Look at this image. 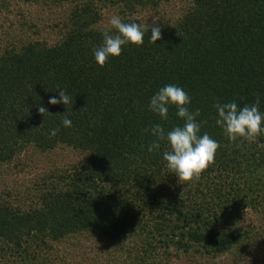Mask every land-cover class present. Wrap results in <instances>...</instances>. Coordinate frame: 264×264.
Here are the masks:
<instances>
[{
    "label": "trees",
    "instance_id": "16d2710c",
    "mask_svg": "<svg viewBox=\"0 0 264 264\" xmlns=\"http://www.w3.org/2000/svg\"><path fill=\"white\" fill-rule=\"evenodd\" d=\"M113 15L156 20L162 39L149 29L100 67ZM3 23L23 34L0 30V264H264V148L236 147L214 107L259 94L264 113V0H0ZM168 84L220 145L191 186L166 168V141L148 151L154 125L184 123L149 110ZM58 88L67 109L49 104Z\"/></svg>",
    "mask_w": 264,
    "mask_h": 264
},
{
    "label": "clouds",
    "instance_id": "9594fccd",
    "mask_svg": "<svg viewBox=\"0 0 264 264\" xmlns=\"http://www.w3.org/2000/svg\"><path fill=\"white\" fill-rule=\"evenodd\" d=\"M157 22L153 20L149 27L135 22L125 23L118 15H113L109 24L115 30V34L107 30L103 32L102 44L93 49L96 63L100 67H104L110 58H119L123 46L127 44L137 48L142 47L145 32H149V29L151 30L149 43L156 44L158 40L162 39L161 28ZM57 90L59 98H50V105L63 104L67 109V106L74 104V97L63 89L58 88ZM260 102V96L257 94L254 103L245 104L242 107L235 100L227 103L217 102L214 105L217 112L216 125L222 129L226 138L236 147L241 148L246 143H256L258 147L264 148V144L258 143L259 137L264 135V113L259 110ZM190 104L189 94L174 84L164 86L152 96L149 110L157 114L161 121L168 120L169 108L174 107L177 116L184 123L168 131L162 124L154 125L151 128V134L155 139L148 147V151L153 152L160 149L161 142L166 141L169 148L163 153L166 168L175 175L180 184L189 186L199 181L201 175L214 165L215 156L220 147L218 142L207 132L201 134L202 123L206 122L198 121L200 110H191ZM37 111L43 117L51 115L39 104ZM60 116L62 125L65 128H71L72 121L69 119L67 111ZM58 131L59 128L51 129L50 137H55Z\"/></svg>",
    "mask_w": 264,
    "mask_h": 264
},
{
    "label": "rangeland",
    "instance_id": "374dc122",
    "mask_svg": "<svg viewBox=\"0 0 264 264\" xmlns=\"http://www.w3.org/2000/svg\"><path fill=\"white\" fill-rule=\"evenodd\" d=\"M37 10H38V8H30V7H21V9H20L21 13L25 16V18L29 17L31 19V21L34 20L32 23H36V24H37V22H40V19L37 18V15H38ZM14 20H15V18H13V20H11V23H14ZM0 28H3V29H0L1 31H3V32L6 31L13 36L17 35V34H20V35L23 34V31H20L19 28H17L16 24L7 25L6 23H3V25ZM0 35L5 36L1 32H0ZM46 36H47V34H46ZM33 160L34 161L36 160L35 157H33ZM7 171H6V174L4 176L7 178H12L11 170L10 171L7 170ZM1 176L2 175H0V180L2 178Z\"/></svg>",
    "mask_w": 264,
    "mask_h": 264
}]
</instances>
